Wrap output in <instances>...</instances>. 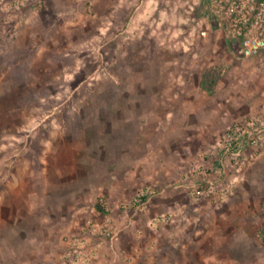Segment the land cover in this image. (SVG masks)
Returning a JSON list of instances; mask_svg holds the SVG:
<instances>
[{"label":"rangeland","instance_id":"rangeland-1","mask_svg":"<svg viewBox=\"0 0 264 264\" xmlns=\"http://www.w3.org/2000/svg\"><path fill=\"white\" fill-rule=\"evenodd\" d=\"M13 2L0 0V264H63L75 237L92 263L264 264V154L226 169L223 201L187 189L244 117L234 107H264V60L237 58L180 4L127 26L116 0Z\"/></svg>","mask_w":264,"mask_h":264},{"label":"built area","instance_id":"built-area-1","mask_svg":"<svg viewBox=\"0 0 264 264\" xmlns=\"http://www.w3.org/2000/svg\"><path fill=\"white\" fill-rule=\"evenodd\" d=\"M14 0L13 4H21ZM205 9L215 17L217 29L224 36L238 37L243 57L264 60V0H206ZM264 151V107L250 110L245 117L230 123L218 137L215 146L217 162L208 168H196L187 185L193 200L223 201L233 190L226 180L229 166L241 167L249 155ZM92 231L100 230L91 223ZM106 229L101 232L109 235ZM94 252L82 237L67 239L63 264H91Z\"/></svg>","mask_w":264,"mask_h":264},{"label":"crops","instance_id":"crops-1","mask_svg":"<svg viewBox=\"0 0 264 264\" xmlns=\"http://www.w3.org/2000/svg\"><path fill=\"white\" fill-rule=\"evenodd\" d=\"M113 2L114 1H112V3ZM116 2H118L116 4H121L123 12L127 11V13L129 14V16H128L129 19H126L127 26H130L133 21L134 22L136 20L139 21L140 18H142V20H143L144 18L150 17V15L152 13H155L158 10V7L160 5L162 6V5H165L168 3L170 5H172V4L179 5L180 4L183 7H185L187 9V11H189V13H191V14L198 13L199 14V19H197L198 23L199 22L204 23L205 26H207V27L210 26L212 29H215L211 26V15L205 9L206 0H168V1L167 0H116ZM113 4H115V3H113ZM223 42L227 47L226 36H223ZM230 53H232V52L230 51ZM185 107L187 108L188 106L185 104ZM234 108L236 109L235 113H237L238 115L241 114L240 116H244V117L246 115H243V114H247L248 111L251 110V109H249V110L247 109L246 111H244V109L239 110L240 108L236 107V106ZM223 110L226 111L227 109L224 108ZM240 111H244L245 113L243 112V114H242V113H240ZM184 114L187 115L188 112H185ZM223 118H226V117L223 116ZM259 154L263 155L264 152H261ZM260 155L251 154V155H249V158L257 157ZM92 264H99V263L93 261Z\"/></svg>","mask_w":264,"mask_h":264},{"label":"trees","instance_id":"trees-1","mask_svg":"<svg viewBox=\"0 0 264 264\" xmlns=\"http://www.w3.org/2000/svg\"><path fill=\"white\" fill-rule=\"evenodd\" d=\"M222 70L219 68H212L207 70L200 81V86L203 90H205L208 94L214 93V86L217 83V80L222 75ZM257 235L264 245V221L260 224Z\"/></svg>","mask_w":264,"mask_h":264},{"label":"water","instance_id":"water-1","mask_svg":"<svg viewBox=\"0 0 264 264\" xmlns=\"http://www.w3.org/2000/svg\"><path fill=\"white\" fill-rule=\"evenodd\" d=\"M211 26L215 29H217L218 27L217 21L213 15L211 16ZM226 42L228 49L233 53L234 56H236L237 58L243 57V53L241 51V45L238 37L236 36L226 37Z\"/></svg>","mask_w":264,"mask_h":264}]
</instances>
